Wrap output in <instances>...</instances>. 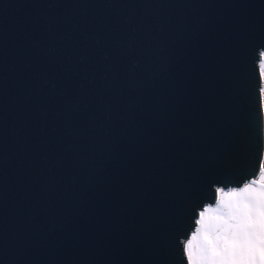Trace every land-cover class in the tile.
<instances>
[{
  "label": "water",
  "instance_id": "water-1",
  "mask_svg": "<svg viewBox=\"0 0 264 264\" xmlns=\"http://www.w3.org/2000/svg\"><path fill=\"white\" fill-rule=\"evenodd\" d=\"M261 51L264 0H0V264H186L258 174Z\"/></svg>",
  "mask_w": 264,
  "mask_h": 264
},
{
  "label": "clouds",
  "instance_id": "clouds-1",
  "mask_svg": "<svg viewBox=\"0 0 264 264\" xmlns=\"http://www.w3.org/2000/svg\"><path fill=\"white\" fill-rule=\"evenodd\" d=\"M257 181L252 214L243 221L237 216L232 197H217L215 194L216 207H210L213 211L204 223L200 250L189 264H249L250 261L233 255L225 244L233 233L241 229L249 231L259 245L258 256L251 262L264 264V176L258 177ZM251 182L246 181L242 187L226 190L229 193L238 192Z\"/></svg>",
  "mask_w": 264,
  "mask_h": 264
},
{
  "label": "snow or ice",
  "instance_id": "snow-or-ice-1",
  "mask_svg": "<svg viewBox=\"0 0 264 264\" xmlns=\"http://www.w3.org/2000/svg\"><path fill=\"white\" fill-rule=\"evenodd\" d=\"M259 60V75H260V85H259V114H260V124H261V149L259 156V171L258 177L264 176V51L260 52ZM257 179L253 180L250 184L245 185L238 192H231L227 195L233 198L234 207L237 210V216L239 219L246 220L253 211L252 206L256 199V189ZM223 187H215V194L219 196H225L222 192ZM213 209L204 207L202 211L199 212V218L195 219V232L190 238L183 241V253L186 258V264H189L200 250L201 247V237L202 229L206 218ZM225 244L229 247L230 252L246 261H253L258 256L259 245L254 239L253 235L246 229H241L228 238Z\"/></svg>",
  "mask_w": 264,
  "mask_h": 264
},
{
  "label": "rangeland",
  "instance_id": "rangeland-1",
  "mask_svg": "<svg viewBox=\"0 0 264 264\" xmlns=\"http://www.w3.org/2000/svg\"><path fill=\"white\" fill-rule=\"evenodd\" d=\"M256 179H258V174H257V176H255V178L254 179H252L251 181H253V180H256ZM242 187V186H241ZM238 191V190H237ZM222 192L225 194V197H229L227 194L229 193L227 190H224V189H222ZM210 207H216V205L214 204V205H209L208 206V208H210ZM194 233V232H193ZM249 264H253V262H249Z\"/></svg>",
  "mask_w": 264,
  "mask_h": 264
},
{
  "label": "bare ground",
  "instance_id": "bare-ground-1",
  "mask_svg": "<svg viewBox=\"0 0 264 264\" xmlns=\"http://www.w3.org/2000/svg\"><path fill=\"white\" fill-rule=\"evenodd\" d=\"M218 196H219V194H218Z\"/></svg>",
  "mask_w": 264,
  "mask_h": 264
}]
</instances>
